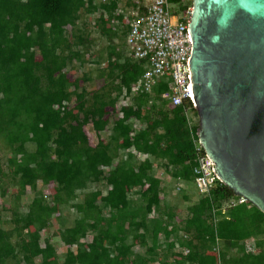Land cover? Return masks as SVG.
Here are the masks:
<instances>
[{
  "label": "trees",
  "instance_id": "16d2710c",
  "mask_svg": "<svg viewBox=\"0 0 264 264\" xmlns=\"http://www.w3.org/2000/svg\"><path fill=\"white\" fill-rule=\"evenodd\" d=\"M118 8V0H0V162L12 160L11 150L21 157L0 178V196L10 185L16 190L11 206L0 204V264H35V258L39 264H218L217 245L220 264H264V212L246 200L222 214L217 208L238 195L220 180L183 217L162 199L166 184L153 172L154 161L174 186L194 184L197 109L190 100L168 107L163 80L151 94L119 104L140 69L126 57L127 26H105L104 17ZM82 15L89 20L80 23ZM90 29L106 45L96 47ZM74 62L97 66L101 86L80 85L92 80V70L69 79ZM108 105L118 107V116L95 125L100 132L110 124L109 141L85 143L74 109ZM46 187L53 196L44 194ZM61 205L72 208L73 219L70 212L62 217ZM57 220L68 222L55 231L68 245L62 261L48 240L40 243L46 222ZM248 238L258 251L246 250Z\"/></svg>",
  "mask_w": 264,
  "mask_h": 264
},
{
  "label": "water",
  "instance_id": "95a60500",
  "mask_svg": "<svg viewBox=\"0 0 264 264\" xmlns=\"http://www.w3.org/2000/svg\"><path fill=\"white\" fill-rule=\"evenodd\" d=\"M189 90L220 181L264 212V0H192Z\"/></svg>",
  "mask_w": 264,
  "mask_h": 264
},
{
  "label": "built area",
  "instance_id": "2783aa9c",
  "mask_svg": "<svg viewBox=\"0 0 264 264\" xmlns=\"http://www.w3.org/2000/svg\"><path fill=\"white\" fill-rule=\"evenodd\" d=\"M183 1L174 3L170 0H151L149 4L143 6V9L137 7L126 14L119 8L112 15L104 17L105 26L114 31L122 25L127 26L124 38L127 49L126 57L136 62L140 69L138 78L130 85L129 92L126 89L120 91L118 101L120 105L130 104L133 96L142 97L151 94L154 86L163 80L168 84V88L161 94V97L166 99L168 107L184 104L187 100H190L193 108L196 107L189 90L188 67L193 49L189 28L192 6L180 10ZM121 15L122 18L119 19ZM92 22L97 29L94 18ZM98 33L103 34V31L100 29ZM112 59L114 60L113 56ZM135 127L139 128L140 125L135 124ZM198 144L196 165L193 168L194 184L200 194L206 195L210 193L216 180L220 179L213 159L205 151H201L202 146L199 141ZM161 175L163 181L166 178L170 179L164 171H161ZM180 184L177 182L175 189H179ZM244 201L246 199L238 196L236 200L230 199L226 205L217 209L225 214L227 207ZM184 236L187 235L184 234ZM244 244L247 251L259 250L254 238L246 239ZM185 252H188V249ZM212 254H216L217 263L220 264L218 245L212 250Z\"/></svg>",
  "mask_w": 264,
  "mask_h": 264
},
{
  "label": "rangeland",
  "instance_id": "374dc122",
  "mask_svg": "<svg viewBox=\"0 0 264 264\" xmlns=\"http://www.w3.org/2000/svg\"><path fill=\"white\" fill-rule=\"evenodd\" d=\"M188 6H191V0H184L182 2V6L180 7V10L187 8ZM82 16H83V18H80V23L87 21V19L89 20V17L85 16L86 17L85 18L84 15H82ZM91 37L95 40L94 42L97 44L96 47H102V46L106 45V43L104 42V39L100 35H98L97 32H95L94 30H91ZM94 55H92V56H94ZM87 57H88V55L86 56V58ZM96 67L97 66L92 65L91 63L88 62L85 64V67L82 69V68H79L77 66L76 62H74V64H71L67 68L66 72H67L69 79L74 80L76 77L82 76L83 71L92 70L93 71L91 74L92 80L80 83V85H83L87 90H92V89L100 87L102 82H103L102 79L96 78V73H97ZM75 103H76L75 97L73 96L71 98V100L69 101L68 105H69V107H72ZM73 115H74L75 119H77L81 122L79 125V133H81L83 136L82 140L89 145L95 146L98 139L100 138V136L103 139H105L106 141H109L108 140V133H109L108 127L110 125L109 124L107 127L104 128V130L98 132L96 130V125H95L96 121H98L99 119H104V118L109 119V122L112 121L113 119H115L118 116V107L116 106L114 108V107L108 105L104 108H99L96 111H89V110L78 111V110L74 109ZM195 120L198 121V118L193 119V123L196 122ZM191 123H192V121H191ZM7 157L12 158V160L6 161V158H3L2 161L0 162V178H2V179L5 178V176L8 175L9 171L15 167L16 162L21 160L20 155H18L15 151H12V150L7 153ZM159 163L160 162L154 161L153 172H155V174L162 180L163 178L161 175V171H163V166H160ZM163 183L166 184V186H165L166 191L164 192V194L166 196H165V198L162 197V199H164V200L166 199V201L168 203H170V205H173L175 207L176 211L178 212V215L182 216V217L186 214L188 205H190L194 201H197L201 195L196 190L193 182H190V183L185 182L183 184V186H182V184H180L179 189L174 188L175 186L172 183L171 179H169V178L164 179ZM25 190L27 191L26 192L27 194H25L24 196L21 197L22 203L25 201H28V197L30 196L28 194V192L31 191V187H27ZM7 191H8L7 195H5L4 197L0 196V204L3 203L7 206L8 205L11 206L12 205V194L16 190L14 187H12L10 185L8 187ZM47 191H50V192H47ZM53 193H54V190L52 187L44 188V194L45 195L51 194L53 196ZM237 198H238V196H235L233 199L236 200ZM226 203H227V201H225L222 204V206L226 205ZM66 209H68V206H65L62 210L65 211ZM5 214L7 216L12 215L10 211L5 213ZM60 214L62 215V217H65L64 212H62ZM60 214H58V215H60ZM5 227H12V224L6 223ZM13 240L15 241L16 239H13ZM136 249H138V248H136Z\"/></svg>",
  "mask_w": 264,
  "mask_h": 264
},
{
  "label": "crops",
  "instance_id": "0c3cea01",
  "mask_svg": "<svg viewBox=\"0 0 264 264\" xmlns=\"http://www.w3.org/2000/svg\"><path fill=\"white\" fill-rule=\"evenodd\" d=\"M150 2H151V0H118V6H119L120 9L125 11L126 14H127L131 10H133L134 8H137V7L139 9H143V6L146 5V4H149ZM165 196L166 195L163 193L162 197L165 198ZM67 206H68V209H66L65 211L62 210L65 206L61 205L60 208H61L62 212H64V214H66V212H70L71 213V215L68 217V220L69 219L71 220V219H73V215H72V211L73 210H72V208L69 205H67ZM58 214L59 213H57L56 215H58ZM65 217H66V215H65ZM67 224H68L67 221L58 222V220L56 222L51 221L50 224H49V222H46V225L41 230L40 243L43 245L44 242L46 240H48L50 242V244L53 246V251L55 252V256H57V258L60 261H62L63 253L65 252V250L68 247V245L64 244V242L61 240L60 235L55 233V231L59 227L68 228ZM89 238H90V235H88L86 237V239H89ZM34 261H35V264H39L38 258H35Z\"/></svg>",
  "mask_w": 264,
  "mask_h": 264
}]
</instances>
